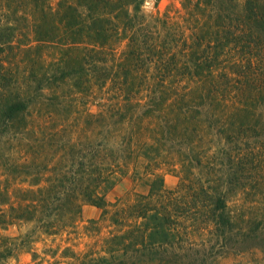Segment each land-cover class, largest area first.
<instances>
[{"label":"rangeland","instance_id":"374dc122","mask_svg":"<svg viewBox=\"0 0 264 264\" xmlns=\"http://www.w3.org/2000/svg\"><path fill=\"white\" fill-rule=\"evenodd\" d=\"M243 2L144 0L136 21L138 37L146 46L141 53L189 52L194 44L201 51L213 39L215 26L231 21L239 29L235 19ZM67 3L77 5L75 0H41L38 4L33 0H0V13L6 17L3 22L16 28L6 59L18 80L15 86L27 91L32 101L26 129L0 128V190L9 191L6 198L0 192V209L9 210L11 203H18L17 187L39 186L23 179L15 165L19 161H31L30 173L50 175L51 184L58 174L77 168L81 158L93 170L94 154L106 152L105 162L120 164L116 182L110 189H100L104 191L103 207L84 201L78 192L71 194V200L80 203V213H63L54 230L47 232L37 218L0 224V249L5 244L3 237H17L21 245L12 256L0 258V264H97L101 257L110 256L111 237L122 234L135 221L132 206L149 193L157 176L163 180L164 191L177 189L181 178L188 189L210 182L227 190L228 205L237 222L235 234L216 241L202 213L194 222L180 217L181 231L186 232L182 247L177 242L154 258L141 257L130 249L121 262L111 259L106 264H264V56L250 69L244 65L239 68L243 75L227 86L226 99L218 96L219 103H213L210 96H200L210 85L185 80L183 85L170 86L193 89L192 98L171 105L172 95L163 94L159 70L143 61L139 74L128 85L113 80L103 85L99 73L92 75L91 83L78 87L69 81H44L41 85L32 77L45 73L49 77L53 61L73 54L71 38L78 35L62 34L57 20ZM117 7L125 21L130 5ZM39 8L52 19L37 33L32 19L40 17ZM78 8L84 14L88 11ZM108 9L101 4L95 11L105 14ZM51 21H57L56 29ZM123 27L119 23L111 46L106 48L109 57L116 60L128 50L130 32ZM57 35L60 37L53 38ZM84 39L78 44L83 46ZM229 56L235 59V51ZM229 62L225 67L232 71ZM175 81L179 83L181 78ZM243 122L249 126L241 130V144L254 147L255 165L248 164L242 180L231 184L230 177L239 176L241 168L237 166L235 172L228 162L225 152L237 146L236 141L227 139L236 137L237 126ZM45 184L44 179L40 185ZM184 195L190 200V193ZM56 217L58 214L49 220Z\"/></svg>","mask_w":264,"mask_h":264},{"label":"trees","instance_id":"16d2710c","mask_svg":"<svg viewBox=\"0 0 264 264\" xmlns=\"http://www.w3.org/2000/svg\"><path fill=\"white\" fill-rule=\"evenodd\" d=\"M33 1L38 4L41 0ZM143 2L144 0H75L77 5L71 3L63 5V11L57 20L62 26V34L71 32L73 35H78L71 38V44H74L71 47L73 54L53 61V67L48 69L53 71L49 77L45 73V76L32 77V80H37L41 85L44 81L52 84L69 81L78 87L84 83H91L92 75L99 73V81L103 85L108 80L128 85L139 74L138 66L143 61L147 66L151 65L159 70L158 78L165 89L163 94L172 95L173 99L169 102L171 105L176 104L178 100L185 102L192 98L193 89L170 86L183 85L185 80H199L202 81V85H210L200 96H210L213 103H219L218 96L226 99L223 94L228 91L227 86L235 84L237 79H240L237 75H243L239 68L244 65L250 69L263 60L264 0H244L238 8L236 19L234 18L238 22L239 29L236 30L235 23L231 21L215 26L212 31L213 39L209 40L199 52V45L194 44V46L189 45L191 51L181 53H163V51L161 53L154 50L152 52L148 47L150 52L145 55L141 53L145 45L138 37L139 28H136ZM101 4L108 6L107 13L95 11ZM122 4L131 7L130 11H126L125 21L120 19V11H117V6ZM78 7L87 8L88 11L84 14ZM36 11L40 13V17L38 19L33 17L32 20L38 33L40 27L52 18L43 8ZM4 17L5 15L0 13V128L25 127L26 129L32 101L26 94L27 91L15 86L18 85V80L15 79L6 56L8 49L9 51L12 49L16 28L8 21L3 22ZM56 23L54 29L57 28ZM119 23L123 24V29L129 30L130 35L127 52L123 58L116 60L114 57H109L106 48L111 46V40L117 33ZM57 37L60 35L53 38L57 39ZM82 38H85L83 46L78 44ZM206 47L211 49L208 50ZM231 51H235V59L229 56ZM228 60L233 66L232 71L225 67ZM231 72L234 75H231ZM180 78L179 83L175 81ZM38 90H41L40 87ZM241 90L244 91L242 88ZM169 103L165 105H170ZM248 126L244 122L240 123L237 126L238 130L235 131L236 137L230 135L227 139V142L236 141L237 146L234 150L225 152L228 162L231 168H235V172L237 166L241 168L240 170L238 168L239 176L236 174L233 178L230 177L231 184L241 181L248 164H254V147L245 148L241 144L243 140L240 136L243 133L241 130ZM107 156L106 152L95 153L96 162L93 170L86 167L87 163L81 158L77 168L58 174L56 181L51 184L50 175L46 177L44 174L30 173L31 161L16 162V168L21 169L23 179L25 181L29 179L31 184L39 186L37 189L17 187L16 191L20 193V199L16 205L11 203L9 210L0 209V224L13 223L16 219L37 218L41 224H44L47 232L54 230L56 222L62 220L63 213L68 215L80 213V203L70 198L71 194L76 192L80 193L84 201L103 207L104 191L100 189L107 190L113 187L116 182V168L120 166L117 162L112 164L105 162ZM44 179L46 184L40 185ZM187 185L184 178H181L177 189L164 191L163 180L157 176L151 182L149 193L141 195L132 206V217L136 218L135 221H132L128 230L111 237L107 249L110 256L101 257L96 263L106 264L111 262V259H119L118 261L121 262V259L129 254L130 249L132 253L135 251L141 257L154 258L157 254H161L162 249L173 247L177 242L182 247V239L186 232L181 231L179 218L192 219L194 222L199 213L204 215L203 221L214 234L216 241L226 240L235 234L237 222L228 205V191L210 182L200 183L193 189L191 187L188 189ZM0 192L5 198L9 195L8 188ZM187 192L190 193V200L184 195ZM56 214L58 217L55 220H49ZM3 238L5 244L0 249L2 259L12 256L21 246L16 241L17 237Z\"/></svg>","mask_w":264,"mask_h":264}]
</instances>
